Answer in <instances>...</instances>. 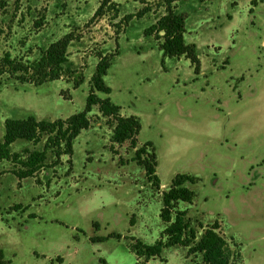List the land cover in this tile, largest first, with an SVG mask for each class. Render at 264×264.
Wrapping results in <instances>:
<instances>
[{
    "label": "rangeland",
    "instance_id": "obj_1",
    "mask_svg": "<svg viewBox=\"0 0 264 264\" xmlns=\"http://www.w3.org/2000/svg\"><path fill=\"white\" fill-rule=\"evenodd\" d=\"M101 3L0 0V61L13 63L0 77L1 143L8 119L55 122L82 112L103 57L111 93L98 95L142 126L135 143H117L115 121L95 106L71 152L47 134L13 143L11 158L0 159V264H136L130 246L162 238L163 193L178 174L196 179L186 184L193 200L178 210L197 237L217 226L231 264H264V0L172 2L186 15L199 74L146 35L167 0H112L97 14ZM67 35L70 65L58 80L40 81L34 64ZM142 148L155 151L159 189L135 159ZM34 151L45 153L43 166L22 178ZM149 264L205 263L173 246Z\"/></svg>",
    "mask_w": 264,
    "mask_h": 264
},
{
    "label": "trees",
    "instance_id": "obj_2",
    "mask_svg": "<svg viewBox=\"0 0 264 264\" xmlns=\"http://www.w3.org/2000/svg\"><path fill=\"white\" fill-rule=\"evenodd\" d=\"M174 1L176 0H167L166 14L146 31V35H155L161 41L160 48L165 56L170 58L186 57L192 64L194 72L199 74L201 60L197 47L195 44L186 43V15L172 7L171 4ZM111 2L112 0H102L97 14ZM255 3L254 1L253 4ZM144 12H141V14ZM72 40V36L67 35L52 43L40 60L34 64L33 75L40 81L58 80L64 66L70 65L68 47ZM12 66L13 63L9 59L0 61V77ZM110 66L111 61L109 58L103 57L100 59L91 79V90L86 100L85 109L72 115L67 120L50 122L37 120L34 116H29L26 119L6 120L4 140L2 143L0 142V159L11 158L10 146L16 141H38L44 134L53 135L49 140L55 146L60 147L63 145L68 152H71L73 140L82 130L89 128L88 113L95 106L99 108L103 116L110 117L115 121L116 126L113 133L115 142L131 141L135 143L136 137L142 128L140 120L135 116H122L120 107L114 104L110 97L102 98L98 95L99 93L104 95L111 93V89L105 81ZM147 147H152V144L147 143ZM152 151L149 157L146 148L138 149L135 159L145 168L149 182L159 189L160 179L157 175V157L154 149ZM144 154L147 155L146 158L143 157ZM44 160V152L34 151L29 153L25 161H22L25 169L20 171V177L32 176L43 166ZM195 182V177L187 174H178L172 180L169 190L163 193V207L160 212V218L167 223V227L162 238L154 244H145L141 240H135L131 244V251L139 259L136 264H149L151 259L161 256L164 248L173 246L189 247L191 253L202 255L205 264H231V253L226 249L225 239L216 232L217 226L206 229L202 236L198 238L195 230L191 228L186 212L178 210L179 202L190 203L193 200L195 193L186 184H195ZM109 237L99 238L96 242L107 241ZM164 237L166 241L163 240Z\"/></svg>",
    "mask_w": 264,
    "mask_h": 264
}]
</instances>
